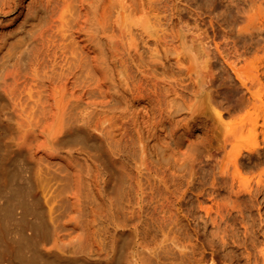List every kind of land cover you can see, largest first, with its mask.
Returning a JSON list of instances; mask_svg holds the SVG:
<instances>
[{
    "label": "bare ground",
    "instance_id": "obj_1",
    "mask_svg": "<svg viewBox=\"0 0 264 264\" xmlns=\"http://www.w3.org/2000/svg\"><path fill=\"white\" fill-rule=\"evenodd\" d=\"M27 1L0 0V264H264L194 189L224 65L264 110V59L237 68L215 43L217 69L203 22L247 39L264 0H201L205 18L179 0Z\"/></svg>",
    "mask_w": 264,
    "mask_h": 264
},
{
    "label": "rangeland",
    "instance_id": "obj_2",
    "mask_svg": "<svg viewBox=\"0 0 264 264\" xmlns=\"http://www.w3.org/2000/svg\"><path fill=\"white\" fill-rule=\"evenodd\" d=\"M240 1L239 7L234 6L233 11L230 12L231 15L237 10H245L246 6L242 3L243 0ZM31 2L32 0L27 1L26 5L33 3ZM179 2L182 5H187L202 18L207 17L204 11L200 9L201 0H179ZM227 7L228 3L218 2L211 9L213 13L211 17L214 22L221 23ZM194 17L195 15L192 19L195 20ZM24 18L19 21L20 25ZM240 19L241 21L244 20L243 15ZM210 22L211 19L206 18L203 22L205 24L201 23V25L209 28L211 33H209L211 39L209 40L210 43L208 42V47L211 45L209 50L214 52V62L217 69L221 65H219V55L216 53L215 43H221L223 51L228 50L225 53L228 56L227 60L230 63L236 62L237 68H248L250 63L257 58L264 59V32H250L246 34L247 39H238L233 32L224 33L217 24L215 26L217 31L214 33ZM49 33L47 35H50ZM216 33L219 36L225 34L224 36L227 35V38L219 37ZM52 34H56V32H52ZM220 39L225 43L220 42ZM234 39L239 42L233 44ZM256 48L259 50L257 51ZM224 66L231 74L232 80L228 79L227 73H222L221 79L216 84L219 93L213 98L214 105L222 115L223 123L212 122L211 127L215 134L203 144L202 156L207 155V157H201L202 159L197 163L195 185L197 188L194 189L197 192H203L204 195L207 194L206 199L209 200L207 205L213 207L212 216L217 223L215 225L222 224L223 229L226 230L223 234L225 240L230 242L229 240H233L237 233L239 240L249 244L248 251L242 248L239 253L247 255L248 252H251L258 258L264 250V230L262 228L264 227V222H262V220L264 221V110L256 112V108L252 106L251 95L245 89H241L232 69L228 65ZM259 68L264 75V65H259ZM220 73L218 71V74ZM253 92L256 93V89ZM207 151L211 155L213 154L211 158L208 157L211 155ZM231 189L236 190L239 194L236 195ZM195 202L196 200L192 203L197 207L198 203ZM215 204L220 207L221 212L226 214L223 223L220 221V216L216 214L217 207Z\"/></svg>",
    "mask_w": 264,
    "mask_h": 264
}]
</instances>
